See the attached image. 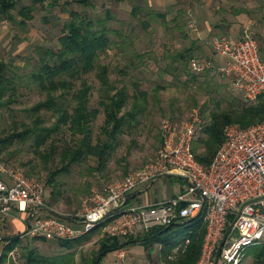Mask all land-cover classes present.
I'll use <instances>...</instances> for the list:
<instances>
[{
  "label": "rangeland",
  "instance_id": "374dc122",
  "mask_svg": "<svg viewBox=\"0 0 264 264\" xmlns=\"http://www.w3.org/2000/svg\"><path fill=\"white\" fill-rule=\"evenodd\" d=\"M62 1L56 5H49L48 0L37 4L33 18L28 20L25 26L19 24L21 17L17 15V10L12 11L13 20L5 19L0 23V58L8 62L10 68L8 75L12 77L16 85V92L12 95L13 101L9 104V109L0 107V136L19 132L22 128L16 123L30 121V115L25 109L45 98V92L39 88L30 75L38 67L40 57L44 56L43 52L47 49L54 50L59 45L58 38L61 35L63 23L69 17L68 10ZM24 2L30 4L31 0H24ZM133 5L143 7L137 16L131 14ZM73 7L90 16H103L105 8L111 10L115 18L110 20L108 26L121 31L123 35H113V39L118 44H113L106 53L102 54L99 62L109 65L110 77L116 81L118 86L122 84L127 86L130 97L125 110H129L132 104L131 95L134 93L133 83L135 81H138L141 89L148 92V97L146 101L142 102V111L136 117L135 126L126 130L124 126L123 131L117 134V140L113 142L114 150L109 154L108 163L103 170L90 172L89 167L96 168L97 166L96 159L90 158L80 165H74L70 173L60 177L66 191L54 208L68 217L73 216L83 205H91V198L96 193H103L104 186L124 179L129 172L143 167L150 160L160 144L158 135L163 118L171 116L176 120H185L191 118L197 111L203 120H207L209 109L217 101H221L220 105L224 107L226 106L225 99L228 97H233L235 100L244 99L240 92L232 88L230 77L223 75L218 69L200 74L190 71L195 75L194 80H187L189 76L185 71H181L177 78L174 77L172 71L164 72L166 64L171 63V60L166 58L168 53L184 52L188 47L192 49V56H209L215 63L214 56H210L214 55L213 38L238 30V27H226L220 23L218 17H223V14L212 13L214 19L210 20L211 25L207 28L206 37L203 40L194 41L193 34L186 25L176 26V22H167V25L164 26L160 20L149 18L146 4L129 2L128 5L125 0L120 2L95 0L92 8L78 5H73ZM254 14L259 17L262 12ZM144 19L149 22L146 28L141 25V20ZM125 34L133 38L135 47L140 53H143L142 49H148L143 53V59L138 61V67L131 69L126 74L121 73L120 69L125 70V64L129 57H132V52L129 51L125 54ZM258 38L264 50V38L261 36ZM95 73L96 71H92L85 75L93 87L89 101L90 107L98 106L100 99V82ZM156 84L162 87L157 92V98L153 95V88ZM206 102L208 104L204 106ZM44 115L47 125L54 121L51 113L44 112ZM103 121L104 113L101 111L92 124L94 140L101 137L100 129ZM199 126L201 127V123ZM198 134L199 132L196 137ZM70 136V133L65 129L55 138L58 150L64 145L65 140L70 139ZM48 148L49 145L42 147L41 152H45ZM53 157L55 160L51 159L49 164L51 168L59 162V156L56 153ZM0 159L10 167H21L23 170L30 171L36 168L39 173H30L27 176L41 179L45 185L47 171L43 158L35 152L32 140L25 142L15 140L7 151L4 149L1 151ZM87 182L91 184L90 193L84 191ZM48 190L46 191L47 196ZM46 195L45 198H47ZM115 212L109 220L116 216ZM99 225L89 232L91 234L87 238L77 244L76 260L79 264L82 262V257L92 256L98 246V241L105 237L101 235L102 227L100 228ZM186 231H188L186 226H176L171 230L180 243L168 254L161 252V242H155L150 247L144 248L146 251L145 264H169L170 261L176 260L187 247L181 242ZM145 233L136 237H128L138 238ZM238 235V230L233 227L228 234V239H235ZM37 238L29 234L23 235L21 244L24 246L33 245L47 254L66 251L56 245L55 239L41 240ZM262 249L260 245L249 246L240 264H259L256 262ZM13 251H15V255L9 254L6 264H23L20 248H14ZM100 263L103 264L102 261Z\"/></svg>",
  "mask_w": 264,
  "mask_h": 264
},
{
  "label": "trees",
  "instance_id": "16d2710c",
  "mask_svg": "<svg viewBox=\"0 0 264 264\" xmlns=\"http://www.w3.org/2000/svg\"><path fill=\"white\" fill-rule=\"evenodd\" d=\"M49 5H56L61 0H48ZM120 2L122 0H112ZM45 0H31L26 4L24 0H0V23L5 20H13L12 11L17 10V15L21 17L19 24L25 26L28 20L33 18V12L37 4L44 3ZM95 0H63V5L67 8L69 17L64 21L61 35L58 38L56 49H47L44 56L39 59L38 67L32 72L30 77L45 92V98L34 103L25 109L30 115V121L15 122L21 126V130L6 136H0V153L15 141L22 142L32 140L35 152L44 161L47 171L45 176V189L48 190L46 198L47 204L55 209L63 197L64 183L60 177L70 173L74 165H80L90 158L96 159V168L89 167V171L103 170L109 160V154L114 150L113 142L117 140V134L123 131V127L130 129L137 123L136 117L142 111V102L147 100L148 92L141 89L138 81L133 83L134 93L132 104L129 110H125L129 101V91L125 84L118 86L116 81L110 77V67L105 63H100L102 54L106 53L113 44H118L113 39V35L122 36V32L108 26L114 15L110 9L105 8L103 16H90L81 12L73 5L93 7ZM148 9L149 18L158 19L162 25L166 26V14ZM143 7L133 5L131 14L137 16ZM141 25L146 28L149 25L147 20H141ZM133 30L131 29V32ZM133 38L125 34V54L132 52L125 64V70L121 73H128L131 69L138 67V61L143 59L144 54L135 47ZM194 43V42H193ZM192 43V44H193ZM192 49L188 47L184 52L168 53L167 63L164 72H174L177 78L181 71H185L189 76L187 80H194L195 75L190 73L189 61L192 57ZM136 59V60H135ZM9 64L0 58V107L9 109V104L13 101L12 95L16 92V85L12 77L8 75ZM96 71L95 75L99 79L100 99L98 106L90 107L89 101L92 91L91 83L85 78L89 72ZM162 87L156 84L153 95L157 98V92ZM223 99V98H222ZM226 106L220 105L217 101L209 109L207 120L201 122L198 136L192 142V150L197 160L204 166L210 164L218 148L224 140V128L229 124H237L242 128L264 120V97L260 96L258 102L247 103L244 99L235 100L233 97L225 99ZM208 102L204 104L207 105ZM103 111L104 121L101 125V137L94 140L93 122L98 114ZM44 112L51 113L54 121L47 125ZM171 117V116H170ZM172 118V117H171ZM70 133V139L65 140L64 145L58 150L55 139L64 130ZM201 133V134H200ZM49 145L45 152L41 148ZM54 153L59 156V162L51 168L50 160L55 158ZM3 161V160H2ZM35 167V166H34ZM23 169V168H22ZM25 174H37L36 168L24 170ZM41 180V179H40ZM90 183H86L84 191L90 193ZM128 198L126 203L130 201ZM50 214L58 216L51 211ZM233 216H231V221ZM106 222L99 225L101 228ZM176 226H186L188 231L182 238H189L190 242L185 251L176 260L169 264H196L205 234V223L202 213L196 217L186 219L182 223H173L169 226H157L138 238L133 237H110L105 236L98 241V246L92 256L82 257L81 264H97L96 259L100 256V261L110 251L122 248L128 244L141 241L146 247H150L155 242H161V252L168 254L176 246L178 241L171 230ZM97 229V228H96ZM95 229V230H96ZM89 234L76 240L55 239L54 242L65 252L47 254L41 252L37 247L22 245L21 238L26 233L9 237L8 243L4 246L0 254V264H6L9 253L14 248H20V255L23 264H79L76 260V248L78 243L87 238ZM37 239L47 240L44 237ZM258 255L257 262H264V247Z\"/></svg>",
  "mask_w": 264,
  "mask_h": 264
},
{
  "label": "built area",
  "instance_id": "2783aa9c",
  "mask_svg": "<svg viewBox=\"0 0 264 264\" xmlns=\"http://www.w3.org/2000/svg\"><path fill=\"white\" fill-rule=\"evenodd\" d=\"M251 25L249 21L237 37L222 34L213 38L216 64L212 57L194 56L189 68L197 74L220 70L230 77L232 88L247 103L254 104L264 97V50ZM261 32L264 37V22ZM201 122L197 111L185 120L163 118L160 144L150 160L124 179L104 186L103 193L91 198V205H83L70 217L75 222L50 214L57 211L47 204L42 180L0 159V217L17 205L20 210L32 212L27 230L30 236L74 240L104 222L103 236L136 237L153 227L182 223L202 213L205 234L197 264H240L249 246L264 247V120L245 128L227 125L224 140L207 166L197 160L192 150ZM164 175L184 177L187 189L148 204L125 203L126 207L122 206L109 220L114 214L109 213L132 191ZM231 224L239 232L235 239H228L229 233L225 237ZM189 242L185 237L182 244ZM115 251L117 257L125 256L122 248ZM9 254L14 256L15 251Z\"/></svg>",
  "mask_w": 264,
  "mask_h": 264
},
{
  "label": "crops",
  "instance_id": "0c3cea01",
  "mask_svg": "<svg viewBox=\"0 0 264 264\" xmlns=\"http://www.w3.org/2000/svg\"><path fill=\"white\" fill-rule=\"evenodd\" d=\"M129 2L146 4V7L152 10L165 13L166 21L169 23L176 22V26L186 25L190 28L194 41L197 39L203 40L206 37L208 33L207 28L210 27L211 21L214 19L212 13L223 14V17H218L223 26L238 27V30L227 35L237 37L242 27L247 25L249 21H252L253 25L250 27L254 35L257 38L259 36L264 38L261 32V27L264 22V0H125V3H128V5ZM255 12H262V14L256 17ZM190 23L193 24L192 27ZM147 51L148 49H142L143 53ZM158 136L160 141V132ZM187 187L188 181L184 177L179 175H164L159 180L132 191L129 195L131 199L126 206L148 204L160 198L175 196L185 191ZM31 213L29 209L20 210L15 205L9 214L0 217V254L4 246L8 243L7 239L9 237L18 234L22 235V233L27 232L32 216ZM177 241L180 243V240ZM144 248L146 246L141 241L128 244L122 247L125 251L123 258L117 257L116 251L113 250L103 257L102 263L145 264L146 251Z\"/></svg>",
  "mask_w": 264,
  "mask_h": 264
},
{
  "label": "water",
  "instance_id": "95a60500",
  "mask_svg": "<svg viewBox=\"0 0 264 264\" xmlns=\"http://www.w3.org/2000/svg\"><path fill=\"white\" fill-rule=\"evenodd\" d=\"M128 198H129V196H128L126 199H124V201L119 205V207H117L116 209H113L109 214H112L113 212L119 210L122 206H124ZM58 217H61V218L66 219V220H69V221H71V222H75V221H74L73 219H71L70 217H68V216H64V215H62V214H60V215L58 214ZM231 228H232V224L227 228V230H226V232H225V237L227 236V234L229 233V231L231 230ZM221 245H222V243H221ZM219 249H220V248H219ZM219 249H218L217 254L219 253ZM102 254H103V253H101V254L97 257V259H96V263H97V264H101V263H100V256H101Z\"/></svg>",
  "mask_w": 264,
  "mask_h": 264
}]
</instances>
